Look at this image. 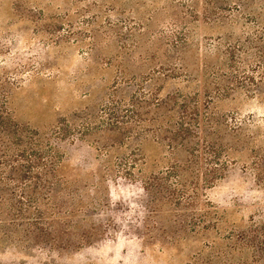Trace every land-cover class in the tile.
Instances as JSON below:
<instances>
[{
  "label": "rangeland",
  "instance_id": "1",
  "mask_svg": "<svg viewBox=\"0 0 264 264\" xmlns=\"http://www.w3.org/2000/svg\"><path fill=\"white\" fill-rule=\"evenodd\" d=\"M133 103L189 144L129 131ZM56 126L43 188L0 146V264H195L211 241L264 264V0H0V130ZM211 151L229 162L208 184ZM177 167L187 209L144 189Z\"/></svg>",
  "mask_w": 264,
  "mask_h": 264
},
{
  "label": "trees",
  "instance_id": "2",
  "mask_svg": "<svg viewBox=\"0 0 264 264\" xmlns=\"http://www.w3.org/2000/svg\"><path fill=\"white\" fill-rule=\"evenodd\" d=\"M142 94V93H141ZM145 93H143L144 95ZM145 96V95H144ZM154 106H159V104H155ZM140 105L138 106L137 104L134 105L131 104L130 108H133L134 110H131V113L133 117H128L127 121L125 122L127 129L129 131H133L136 134H139V132H145L147 131V127L153 126V129L156 134L164 133L168 134L167 140L169 142L168 145H173L177 147H182L186 146L189 144L190 139H184L180 136L177 135V129H175L172 125V123H165L163 125V118H157V119H145L142 118L143 113L140 112L139 109ZM8 112L4 116L9 119L10 115L8 116ZM186 115V114H183ZM175 116V115H173ZM169 116L168 119H171ZM183 118V117H182ZM119 119L120 117L115 119V124H119ZM159 120V121H158ZM240 128V127H238ZM50 134H37L33 133L31 136L26 135L21 129H15V131L11 132L8 129H1L0 131V146H4L7 150L9 159H10V164L8 165L7 168L10 170H13L18 166L19 161H25L28 166L31 167V170L34 171L31 173L30 178L34 177L38 179V184L41 185L43 188L44 185L47 181V175L50 174V180H55L57 171L60 169V162L55 161V154H57V148H56V141L60 140L63 136L61 133V129L59 126L53 127L51 129ZM11 138V139H9ZM11 147H8L10 146ZM22 150V151H21ZM25 150H27V153H25ZM208 156L209 162L212 165L208 173H203L206 174L208 177L207 179H203L205 183L212 184L215 181L219 180L223 174H225L227 164L229 162L228 160V153L225 152V156H223V159H221V154L218 152H208L206 153ZM195 173L194 177L195 180L197 178V175L201 176V164H202V156L195 157ZM204 160V159H203ZM206 160V159H205ZM189 164L191 163L192 160H186ZM1 165V164H0ZM54 167V168H52ZM179 171H182L179 167L176 168ZM225 172V173H224ZM174 181L172 183H164L163 178H157V177H149L145 181V190L147 193L153 191L158 192H166L167 194V199H164V201L167 202H173L175 205L182 206L184 209H187L189 207H193L197 198L196 192L195 193H188V182L187 179H185V175L182 172H179L175 176H171ZM194 178L191 179V181ZM18 181V179H15ZM164 180V181H163ZM51 182V181H50ZM30 183V182H29ZM26 186V184L24 185ZM28 186V185H27ZM194 190L196 191L197 189L194 186ZM48 199H52L50 195L47 197ZM155 202H159L158 199L155 200ZM206 215V214H205ZM205 215L203 214H198L197 217H194V221L198 220H203L205 218ZM193 218V217H192ZM202 218V219H201ZM193 221V220H192ZM184 222H190L189 219H186ZM195 225V224H194ZM193 225V226H194ZM198 226H194L193 228H197ZM205 227L202 229L204 230ZM157 230V229H156ZM150 233V231L148 232ZM147 233V234H148ZM229 236L226 237L227 240L235 242L234 245L238 244L237 248L241 249L242 247H247V244L244 243V234H233L230 233L228 234ZM241 235V236H240ZM240 237L241 240H240ZM243 240V243H242ZM210 244H206V247L208 249V256L202 258V259H197L195 261V264H198L199 261L203 264H247L245 261L242 263H237L234 260H237L234 258L230 251H235L236 248L233 246L229 248L228 251H220L216 249V245L214 244V241L209 242ZM238 249V250H239ZM220 251V252H219ZM260 257L259 256H253L251 257V262L248 264H257L260 263Z\"/></svg>",
  "mask_w": 264,
  "mask_h": 264
}]
</instances>
